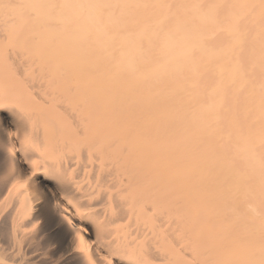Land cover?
Returning <instances> with one entry per match:
<instances>
[{"label":"bare ground","instance_id":"1","mask_svg":"<svg viewBox=\"0 0 264 264\" xmlns=\"http://www.w3.org/2000/svg\"><path fill=\"white\" fill-rule=\"evenodd\" d=\"M0 264H264V0H0Z\"/></svg>","mask_w":264,"mask_h":264}]
</instances>
